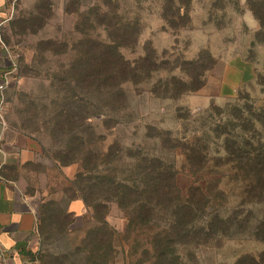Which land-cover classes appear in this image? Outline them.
<instances>
[{"label":"rangeland","instance_id":"obj_1","mask_svg":"<svg viewBox=\"0 0 264 264\" xmlns=\"http://www.w3.org/2000/svg\"><path fill=\"white\" fill-rule=\"evenodd\" d=\"M6 8L0 37L14 69L0 175L20 181L38 207L36 264H155V236L169 231L172 208L159 206L140 224L115 200L96 214L79 198L92 183L98 191L115 179L140 181L132 153L171 165L180 196L193 187L208 196L190 229L204 234L209 224L213 238L170 244L171 258L264 264V198L228 163L220 133L235 107L264 113V28L253 10L264 20V0H11ZM115 45L132 62L149 54L138 65L150 74L118 85L84 81L83 70ZM200 57L190 71L204 70L203 87L174 96L173 77L192 82L180 64ZM235 123V135L252 136Z\"/></svg>","mask_w":264,"mask_h":264},{"label":"trees","instance_id":"obj_2","mask_svg":"<svg viewBox=\"0 0 264 264\" xmlns=\"http://www.w3.org/2000/svg\"><path fill=\"white\" fill-rule=\"evenodd\" d=\"M172 2L174 3V1ZM183 7V5L179 6V12ZM253 10L264 28L263 18L255 8ZM117 46L119 47L118 44ZM117 46L109 47L114 53H106L101 58H95L97 66L91 63V67H86L83 70L81 75L84 81L90 83L98 80L101 83L113 82V84L118 85L129 79L138 81L142 76L150 74L151 69H146L143 64L141 66L138 65L139 62L149 61V54L140 60L132 62L124 58L118 51ZM149 50L154 53L152 48ZM203 54H206L211 58V61H214L210 53L204 52ZM200 61L201 57L197 60H184L180 64V67L187 71L192 82L173 77L174 81L171 83L174 85L175 91L172 93L174 96L183 91H194L203 87L204 81L202 77H204V70H201L200 73L190 71L193 67L199 68ZM155 64L159 65L157 62ZM167 92H170V89H167ZM245 106L249 113L245 114L244 108H233L230 116L234 121L230 120L229 124L224 126L220 133L224 136V150L226 151L228 163L234 164L235 168L244 170L250 180L252 192L256 197L264 198V136H262L261 132V128L264 127V113H258L253 104L247 103ZM213 108L217 109L215 106ZM63 116H65V113L61 112L60 117L62 118ZM234 122L237 123L235 125L240 127L241 130L249 129L252 132V136L243 139L242 136L235 135L232 131L233 129H229ZM64 123L66 124L65 121ZM64 123L60 121L58 125H65ZM247 126H250V128H247ZM258 127L260 128L258 129ZM128 157L135 160L136 166L133 171L141 176L140 181L131 183L115 179L111 185L98 191H94L97 187L92 183L88 186L92 191L79 198L82 199L85 205L92 208L96 214L106 208V204H104L106 200H115L122 208L134 209L135 215L133 218H136L140 224L150 223L155 217L159 206L172 208L174 215L169 231L159 232L155 236L153 244L156 252L155 264H182L178 261V258L177 260L174 257L171 258L166 247L176 242H192L201 239L209 241L213 238L214 233L211 232L209 224L204 227V234H194L190 229L195 224L200 212L207 208L208 196L203 190L196 187L190 189L186 198L180 196L176 186V172L174 173L172 166L166 164V161L159 156H140L138 153H132ZM188 157L191 161V156L188 155ZM87 180L91 181V179ZM76 197L78 196L75 195ZM60 211L63 212L62 210ZM100 218L101 220L103 219L102 217ZM41 219L42 217L39 213V230ZM217 219L225 222V219ZM257 233V236L264 239V219L260 223ZM102 242L101 240V244Z\"/></svg>","mask_w":264,"mask_h":264},{"label":"crops","instance_id":"obj_3","mask_svg":"<svg viewBox=\"0 0 264 264\" xmlns=\"http://www.w3.org/2000/svg\"><path fill=\"white\" fill-rule=\"evenodd\" d=\"M10 1L0 0V14ZM13 64L12 57L0 37V84L7 81V88L14 69ZM238 72L241 76L242 73ZM224 84L227 82L224 81ZM239 84L237 82L234 86L238 87ZM6 146V125L0 122V160L2 161L7 158ZM39 243L37 205L20 181L10 178L7 174L0 175V264H36L37 260L34 258L37 256Z\"/></svg>","mask_w":264,"mask_h":264},{"label":"built area","instance_id":"obj_4","mask_svg":"<svg viewBox=\"0 0 264 264\" xmlns=\"http://www.w3.org/2000/svg\"><path fill=\"white\" fill-rule=\"evenodd\" d=\"M7 85H8L7 81L0 84V122L4 121V115L6 111L5 91H6Z\"/></svg>","mask_w":264,"mask_h":264}]
</instances>
